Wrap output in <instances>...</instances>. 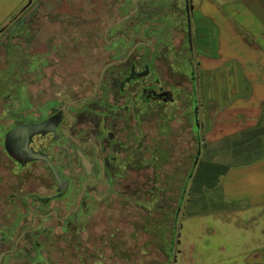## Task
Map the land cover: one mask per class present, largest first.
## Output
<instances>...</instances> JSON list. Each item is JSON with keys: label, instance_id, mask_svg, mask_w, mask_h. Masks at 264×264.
<instances>
[{"label": "flooded vegetation", "instance_id": "flooded-vegetation-1", "mask_svg": "<svg viewBox=\"0 0 264 264\" xmlns=\"http://www.w3.org/2000/svg\"><path fill=\"white\" fill-rule=\"evenodd\" d=\"M92 1L86 0V5L91 4ZM123 1L121 0L119 8L121 15L125 16L126 11H131ZM137 1L143 3L135 6L134 16L130 13L126 19L137 17L136 20H131V27H140L149 31L148 42L152 43L151 52L148 55L142 53V47L146 46L145 37L136 33L137 40L131 41L134 46L130 54L123 57L112 53L100 54L97 57L100 61L98 80L93 85L89 80L93 73L92 68H89L90 73L86 75L88 79L85 80V85L91 89L90 94L79 97L74 102L69 100L63 104L50 105L44 115H40L38 103H27L23 108L25 111L21 108V113L14 108L13 102L18 97L15 93L17 87L15 68L18 65L13 57H9L8 62V40L21 27L20 40L26 42L31 37V29L34 30L38 24L45 25L42 21L47 17L45 13L51 11L56 16L64 11L66 6L61 5L62 0L50 1L53 4L51 6L49 0H38L37 5L31 7L32 0H30L21 9L22 14L31 7L32 11L29 15L20 21L15 20V23L10 21L9 24L14 26L9 32L6 31L8 23L0 29V34L6 31L5 36L0 39V49L5 57V67L0 66V203H4L8 213V225H6L8 234L3 231L0 233L4 239L7 235L10 239L12 221L20 223L17 238L12 241L16 247L17 242L25 239L27 245L19 249V254L17 253L19 257L20 253L30 254L32 249L36 251L33 247L39 248L45 243L50 250H54L56 243L52 241L57 236L59 239L61 233L54 235L50 228L58 225L59 221L66 223L70 229L73 224L70 221L90 222L92 228H95V238H101L102 245L98 248L100 251L107 248L103 243H108L109 228L106 225L98 228V222L107 220L104 212L112 200L105 197L104 191H98V187L106 189L109 179L113 181L112 189L117 187L125 189L128 186L138 189L134 194L139 200L138 205L135 206L136 213L124 215L126 206L124 198H121L119 203L121 213L120 219L116 221V230H124L120 224H124L125 221L141 220V197L149 198L147 202L151 207H148L146 213L148 221L155 220L156 212L153 207L158 205V201L165 203L162 207L164 210L162 217L167 216L166 211H172V204L168 202L173 201V191L168 190L173 182L172 172L166 171L167 176L163 174V181L162 179L158 181L160 176L158 173L162 170L161 166L167 163V152L171 147L169 121L172 119L170 114L173 106H177L175 108L179 113L175 115L182 118L185 125H188V122L192 123L196 142L193 168H196L198 159L204 154L207 144L201 134V129L204 127L202 117L205 115L201 94L204 92L202 67L205 56L202 53L204 47L200 28L204 24H199L200 17L197 15L203 12L202 1L197 3L194 0ZM67 8L69 9L70 6ZM33 10L42 14L43 18L41 17L40 22H30L28 19L32 17ZM126 19L117 21L114 26H118V22L124 25ZM64 23L72 27L74 22L65 18ZM230 23L234 32L240 33L231 21ZM54 24L58 26L59 22ZM59 29L60 26L57 27V30ZM216 36L219 37L220 34L218 36L217 32ZM56 38L59 39L57 33ZM238 38L244 42L247 37L243 34ZM112 42L115 45H124L125 39L118 37ZM62 43L65 44L63 41ZM44 49L45 47L36 46L34 54L31 55L29 51L22 54L24 57V60L21 59L22 75L26 72L24 66H28V56L39 57ZM89 66L92 67L91 64ZM68 75H74L72 70H69ZM10 83L15 85L14 90L10 89ZM31 105L37 106L34 108ZM33 109H36L35 114ZM8 121H11L9 127ZM32 123L44 124L43 129L28 135V145L24 150L12 148L13 153L19 157L14 158L8 153V147L11 146L6 145L8 131ZM155 126L158 130L162 129L158 135L152 132V127ZM154 129L156 132V128ZM145 136L149 138L145 139ZM182 157L178 167L176 166L181 171L183 159L188 158L187 150ZM13 165H17L20 169L16 176H13ZM184 184L182 192L187 188L186 181ZM141 189H146L147 192L141 195ZM189 194L188 192L186 200L183 199V195L177 198L176 212L171 214L172 226L180 219L183 221L187 214H191L188 212L189 208H197L199 198L190 197ZM35 205L39 217L38 225L34 222L30 224L26 215L20 217V213H23L22 209L26 211L27 208ZM143 207L146 208V205ZM41 221H48L49 224H42ZM80 232L72 230V233L80 239L79 246L73 244L75 250L85 248L82 245L84 241L81 240ZM150 239H152L150 243L156 246V237ZM10 241L8 240V244ZM180 241V232L178 233L176 227L170 243L179 245ZM179 252V248L176 249L175 259ZM22 258L25 260L27 256ZM91 260L92 257L87 256L84 261L90 263Z\"/></svg>", "mask_w": 264, "mask_h": 264}, {"label": "rangeland", "instance_id": "rangeland-1", "mask_svg": "<svg viewBox=\"0 0 264 264\" xmlns=\"http://www.w3.org/2000/svg\"><path fill=\"white\" fill-rule=\"evenodd\" d=\"M50 1L52 0H49V2ZM62 1L61 5H65L66 8L56 16L53 12L49 11V13H45V16L47 17L43 18L40 12L33 10L34 13L32 17L28 18L30 19V22H40V19L43 18L42 21L45 25L41 26L38 24L34 30L31 29V37H29L26 42L20 40L22 36L21 27L17 32H14L13 36L8 40V62L9 57H13L18 65V67L15 68L17 74V84L15 83L17 87L15 93L18 97L13 102L14 108L17 112L21 113L25 105L31 102L38 103L40 115H44L48 112V106L50 105L63 104L69 100L74 102L79 97L88 93L90 94L91 89L88 85H85V80L88 79L86 75L90 73L89 68H92L93 70L92 76L89 78V80L92 81V85L98 80L100 61L97 57L103 53H112L122 57L128 55V53L130 54L131 49L134 46L131 41L137 40V38H135L137 34H143L145 37L144 41H146V46L142 47V53L148 55L151 52L152 43L148 42L150 41L148 38L149 31L147 32V30L140 27H131V20H136L137 17L126 19L130 13L134 16V7L143 3L142 1L124 0L123 2H125V6L128 5V10L131 11H126L125 16L124 14L121 15L119 8L121 6V0H93L88 6L86 5V0ZM194 1L195 3L202 1V9L204 12L200 14L197 13L198 17H200L199 24H204L203 27H200L202 29V44L204 47L202 53H204L205 56L211 52V49L209 48L211 46H213L215 52L219 47H221V49L219 48L218 53H215L214 51L210 53L211 56H214L215 53L214 60L205 56L204 65L202 67L204 72V92H202L201 96L205 115L202 117L204 127L201 129V134L204 136V142L207 144V147L204 148L205 150L202 157L198 159L196 168H193L196 142L192 123L188 122V125H185V123L182 122L183 119L175 115L176 113H179V110L175 108L177 106L171 108L173 109L170 114L172 119L169 121L172 135L170 138L171 147L167 152V163H164L161 166L162 170L158 173L160 174L158 181H161V179L162 181L164 180L163 174H165L166 177V171L172 172V175L171 173H168L173 177L172 185L168 188V190L172 189L173 191V201H168L172 204V211H166L167 216L162 217V213L164 212L162 207L165 203L158 201V205L153 207L156 212L155 220L148 221L146 213H148V207H151L147 202L149 198L146 196L145 198L141 197V220H133L131 222L125 221L124 224H120V227L124 228V230H116V221L118 218L120 219L121 213L119 205L121 198H124L123 201L126 206L124 215L133 212L136 213L137 210L135 206L138 205L137 202L139 200L134 194L138 189L129 186L125 189L119 187L112 189L111 186L113 185V181L112 179H109L108 187L106 189L103 187L100 189L98 187V191H104L106 195L105 197L112 200L110 201L109 207H107L104 212L106 215L105 219L107 220L104 222H98V228L102 225H106L107 228H109L110 233L108 243H103V245H107V248L103 249V251H100V248H98L102 245L101 238H95V228H92L93 225L90 222L82 223L70 221L71 223L73 222L71 225L72 229H70L66 226V223L63 224V222L59 221L58 225H53V228H50L53 230L54 235H56L55 233H61L59 239L57 236V238L53 239L54 242L52 241V243H56L54 250H50L46 245L47 243H45L43 245L44 247H33L36 251L32 249V251L29 252L30 254L22 255L23 252L20 253L21 255L19 257V249L25 247L27 243L25 242V239H23L21 242H17L18 244L16 247L15 244H13L12 240L17 238V229L20 225V223H15L14 220L12 221V227L10 229V235H12V238L9 239L7 235L4 239L2 233H0V264H38L40 262L41 264H53L54 262L55 264H74V262L75 264H195L193 258H199L201 261L205 260L199 264H206L207 262L216 260V257L226 258L228 256L227 254L219 252L216 248L210 250V248L207 247L210 241L217 240L218 236L222 235L223 232L227 231L230 227L218 222V213L208 214L203 216V218H193L190 221L185 222L180 219L177 223H173V226L171 214L176 212L177 198H179L180 195H183V199L186 200L188 192L190 193V197L197 196L202 205L205 202V197L202 193L206 197L210 196L212 206H217L213 199L215 191L214 189L211 190L209 188H211L210 185L213 184L217 173L220 169L222 170V166L226 165L227 158H224L220 154L217 155L215 152H217L218 149L229 148L228 144L231 145L234 142L240 145L244 140L239 141V137L234 135L230 139L232 142L229 141V143L212 141L214 139L212 135L214 131H212V129L210 130V126H212V122L215 124V119L218 120V115L215 117L214 108L220 106L218 104L226 103L225 101L231 102L235 93L234 90L228 89L226 94L223 95L218 92L215 87L219 82H225L228 86L236 83L238 87L244 84V72L242 73L239 70V68L243 69L245 67L244 63L239 62L237 58L231 56L236 57V55L232 54L233 51H235L236 54H240L239 52L241 51L244 53L248 52V54L252 50L254 52L262 51V45H264V38H262L264 37V19L261 20V16L258 14L257 17L259 20L254 23L250 22V19L246 22V17L243 18L245 20L243 23H239L238 21H235L236 24L233 23L236 14H238L237 11H244L245 13L251 11L248 6L253 5V0ZM29 2L30 0H0V29L8 23L6 31L9 32L14 26V24H9L10 21L15 23V20L20 21L29 15L32 11L31 7H35L38 0H32V6L21 14V9ZM262 2L263 4H260L264 5V0H262ZM49 5L51 6L53 4L50 2ZM68 6H70L69 9L67 8ZM91 7L95 8L91 9ZM14 16L16 17L14 18ZM68 16H70V18H68ZM65 18L70 22H74L72 27L64 23ZM121 19H126L124 25H121V23L119 24ZM145 20L147 21V19ZM117 21H119L118 26L115 27L114 25H116ZM230 21L235 25V29H237V23H239L240 33H236L237 37H241L243 34L247 37L244 41L246 44H243V41L238 38L237 42L240 44L238 45L239 50L237 49V46H234L232 43V40L237 39H234L231 36L232 40L229 41L226 40L229 37L220 38V36H216L218 29L224 32V25L229 26L230 30H232L231 33L234 32ZM56 22H59V30H57L58 26L54 24ZM6 31L3 34H0V39L5 36ZM56 33L59 34V39L56 38ZM118 33H120V35ZM214 36H216V39ZM118 37L125 39L124 45H115V43L112 42L114 38ZM62 41L65 42L64 45ZM36 46H40L41 48L45 47V49L39 57L28 56V66H24L26 72L22 75L21 59L24 60V53H28V51L30 54L33 53ZM240 46L246 48H240ZM2 53L3 51L0 49V66L5 67V57ZM90 64L92 67L89 66ZM235 65H237L238 68H235ZM221 69L223 71H228L223 73V77L220 76ZM69 70H72L74 75H68ZM14 87L15 85L10 83V89L13 88L14 90ZM240 96H242V94H240ZM86 101H83V103ZM36 106L37 105H31V107L34 108ZM23 110L25 111V109ZM32 111L33 114H35L36 109H33ZM160 113L164 114L165 112ZM147 121L148 119L146 118V122ZM10 122L11 121H8V127L11 125ZM154 128H156V132ZM154 128L152 127V132L155 135L162 132V129L158 130V127L156 126ZM163 128L166 127L163 126ZM141 133L143 136V132ZM242 137L244 139L247 138V136ZM144 138L146 139L149 137L145 136ZM245 144L243 143L241 145L245 146ZM251 144L252 146H256V144L259 145L256 141ZM246 147L248 148L249 146L240 149H245ZM233 148H235V146L231 147V149ZM186 150L188 158L183 159L181 171L177 167ZM234 160L242 159L239 158ZM219 164L222 166L218 167ZM12 171L13 176H16L20 169L17 165H13ZM185 181L187 183V188L182 192L185 186ZM202 182L206 185H203ZM157 185H159L158 182ZM122 191L124 193L123 196ZM145 192H147L146 189L140 190L141 195ZM163 192L164 191H162V193ZM1 202H3V200H1ZM201 203L196 209L189 208L188 212L193 214L201 213L203 209L205 210V208L201 207ZM144 205H146V208L143 207ZM36 207L37 206L35 205L31 208H27L26 211L22 209L21 211H23V213H20V217L26 215V219L30 224L34 222L38 225L39 220L37 218L39 217H37L36 214ZM41 222L42 224H49L48 221ZM175 224L178 233L182 231L184 236H188L186 238H181V236H183L181 233V242L179 245H171L170 243L171 236L176 230ZM6 225H8V213L6 212V206L4 203H0V231L8 234ZM212 225H214V227ZM208 227L218 230L217 232H214ZM223 228L225 229L221 230ZM73 229L81 231L80 236L81 240L84 241L82 243L85 247L84 250H75L73 248L74 243L77 246L80 245V239L76 234L72 233ZM154 236L157 239L156 246H153V244L150 243L152 240L150 238H154ZM8 240H11L9 244ZM200 246H203L205 250H201ZM171 248H173L172 255L170 254ZM178 248L180 252L177 254L178 260L177 263H175V251ZM26 256L27 259L24 260L22 257ZM84 256H91V262L86 263L84 261L86 260V257ZM213 264L219 263L214 261Z\"/></svg>", "mask_w": 264, "mask_h": 264}, {"label": "crops", "instance_id": "crops-1", "mask_svg": "<svg viewBox=\"0 0 264 264\" xmlns=\"http://www.w3.org/2000/svg\"><path fill=\"white\" fill-rule=\"evenodd\" d=\"M260 3L263 4L262 0H253V5L248 6L251 10L249 13L237 11L238 14H236L233 23L235 21L245 22L244 17H246V22L250 19V22L254 23L259 20L258 14L261 16L260 19L263 20L264 5ZM239 23H237V29L240 30ZM218 31L220 38L229 37L226 39L229 41L232 38L237 39L232 40V43L239 50L238 45L240 44L237 42L236 32L231 33L232 30L227 25H224V32L220 29ZM243 44L246 43L243 42ZM262 47V51L254 52L252 50L249 54L243 51L236 54L233 51L232 54L236 57H231L237 58L245 66L243 69L239 68L240 72H244L245 75L243 85L238 87L236 83H233L228 86L225 82H219L215 87L223 95L226 94L228 89L234 90L235 93L231 102L225 101L226 103L218 104L220 106L217 105L218 107L214 108L215 117L218 115V120L215 119L216 125L212 122V126H210V130L214 131L212 141L229 143L231 137L235 135L239 137V141L244 140V142L240 145L235 142L231 145L228 144L229 148L218 149L215 152L217 155L220 154L227 158L226 165H218V167L222 166V170L220 169L217 173L213 184L210 185L211 188H209L215 191L213 199L217 206L213 207L210 196L206 197L202 193L205 202L203 205L199 202L198 206L201 203V207L205 210L203 209L198 214H187L183 218V222H185L193 218H203L208 214L218 213V222L230 226L227 231L218 236L217 240L210 241L207 246L210 250L216 248L219 252L228 256L226 258L216 257V260L206 264H213L214 261L219 264H264V45ZM209 48L211 52L214 51L213 46ZM219 48L221 49V47ZM219 48L214 52L218 53ZM240 48L246 47L240 46ZM211 52L205 56L214 60L215 53L214 56H211ZM235 68H238V66L235 65ZM224 72L228 71L221 69V77H223ZM242 136H247V138L244 139ZM254 141L259 145L252 146L251 143ZM243 143H247L245 146L249 147L240 149L245 147L241 145ZM233 146L235 148L231 149ZM239 158L242 160H234ZM202 184L206 185L203 182ZM212 226L214 227V225ZM209 229L214 232L218 230ZM181 233L183 234V232H180V236ZM182 237L186 238L188 236L183 234ZM200 248L203 251L205 250L203 246H200ZM174 260L177 263V256ZM204 261L193 258L195 264Z\"/></svg>", "mask_w": 264, "mask_h": 264}, {"label": "water", "instance_id": "water-1", "mask_svg": "<svg viewBox=\"0 0 264 264\" xmlns=\"http://www.w3.org/2000/svg\"><path fill=\"white\" fill-rule=\"evenodd\" d=\"M44 124H25L18 126L10 131H8V135L6 137V145H10L8 147V153L14 158H19L12 151V148H17V150L22 151L28 145V135L39 132V130L43 129ZM14 137V139H13ZM20 138V139H18ZM11 148V149H10Z\"/></svg>", "mask_w": 264, "mask_h": 264}, {"label": "trees", "instance_id": "trees-1", "mask_svg": "<svg viewBox=\"0 0 264 264\" xmlns=\"http://www.w3.org/2000/svg\"><path fill=\"white\" fill-rule=\"evenodd\" d=\"M171 254V253H170Z\"/></svg>", "mask_w": 264, "mask_h": 264}]
</instances>
